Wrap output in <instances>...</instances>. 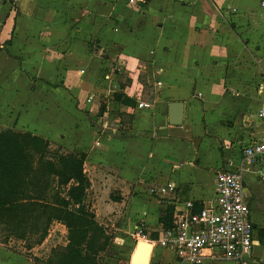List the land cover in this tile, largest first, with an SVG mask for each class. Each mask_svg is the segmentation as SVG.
Masks as SVG:
<instances>
[{
    "label": "crops",
    "instance_id": "obj_1",
    "mask_svg": "<svg viewBox=\"0 0 264 264\" xmlns=\"http://www.w3.org/2000/svg\"><path fill=\"white\" fill-rule=\"evenodd\" d=\"M263 1L0 0V133L86 154L87 202L114 243L130 246L127 264L137 226L158 237L168 210L209 207L222 171L243 178L254 246L244 262L205 264H264V157L244 155L264 142ZM180 102L183 123L172 126L169 105ZM67 234L53 225L43 257L0 243V264L46 262ZM148 264L178 260L153 247Z\"/></svg>",
    "mask_w": 264,
    "mask_h": 264
},
{
    "label": "trees",
    "instance_id": "obj_2",
    "mask_svg": "<svg viewBox=\"0 0 264 264\" xmlns=\"http://www.w3.org/2000/svg\"><path fill=\"white\" fill-rule=\"evenodd\" d=\"M132 104L122 93L115 102ZM106 104L101 107V113ZM86 154L54 149L50 140L30 132L0 133V235L42 245L56 223L67 229L66 246L58 245L39 264H103L114 236L101 225L87 202L92 183L85 172ZM172 227L173 212L161 217ZM154 238H157L155 236Z\"/></svg>",
    "mask_w": 264,
    "mask_h": 264
},
{
    "label": "built area",
    "instance_id": "obj_3",
    "mask_svg": "<svg viewBox=\"0 0 264 264\" xmlns=\"http://www.w3.org/2000/svg\"><path fill=\"white\" fill-rule=\"evenodd\" d=\"M134 3L135 0H129ZM264 7V1L262 2ZM161 85V83H159ZM139 109H151L152 105L140 101ZM258 117L264 121V100ZM108 122L101 125L103 129ZM248 162L264 157V142L244 150ZM264 184V173L260 175ZM176 188L174 183L161 188L168 193ZM156 190L152 189L154 193ZM216 199L212 205L194 212V203L187 202L184 211L175 212L172 227L162 230L157 238L137 226L130 235L134 242L152 247H162L172 252L178 264H205L207 261L244 262L254 246L255 229L250 219L251 210L246 201L245 186L240 174L219 172L216 176ZM117 245H123L118 240Z\"/></svg>",
    "mask_w": 264,
    "mask_h": 264
},
{
    "label": "rangeland",
    "instance_id": "obj_4",
    "mask_svg": "<svg viewBox=\"0 0 264 264\" xmlns=\"http://www.w3.org/2000/svg\"><path fill=\"white\" fill-rule=\"evenodd\" d=\"M54 149H56V148H54ZM109 232L111 233V235H114V236L118 235L114 231L109 230ZM3 240H4V237L0 235V242ZM21 243H22V245H21ZM21 243H20V241H18L16 239H11L8 242L3 243V244H6L9 247H11V251L18 253L19 249H21V248H23L22 252H24V249L26 247V244H25L26 242L22 241ZM47 246H49L48 243H47ZM45 249H47V247H45L44 249L43 248L42 249L37 248L35 253L37 255H39V257H41L43 255V253H45ZM129 254H130V246H127L126 244L117 245L113 241V244L110 246L108 252L103 254V258L107 259V261H104V264H127L126 262H127Z\"/></svg>",
    "mask_w": 264,
    "mask_h": 264
},
{
    "label": "water",
    "instance_id": "obj_5",
    "mask_svg": "<svg viewBox=\"0 0 264 264\" xmlns=\"http://www.w3.org/2000/svg\"><path fill=\"white\" fill-rule=\"evenodd\" d=\"M184 103H171L169 105V123L172 126H180L183 123ZM153 247L149 244L139 242L136 245L131 263H148Z\"/></svg>",
    "mask_w": 264,
    "mask_h": 264
},
{
    "label": "bare ground",
    "instance_id": "obj_6",
    "mask_svg": "<svg viewBox=\"0 0 264 264\" xmlns=\"http://www.w3.org/2000/svg\"><path fill=\"white\" fill-rule=\"evenodd\" d=\"M133 264H148V263H135V262H134Z\"/></svg>",
    "mask_w": 264,
    "mask_h": 264
}]
</instances>
